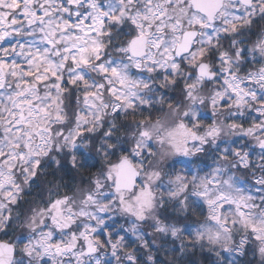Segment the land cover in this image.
Masks as SVG:
<instances>
[{"label":"snow or ice","instance_id":"obj_1","mask_svg":"<svg viewBox=\"0 0 264 264\" xmlns=\"http://www.w3.org/2000/svg\"><path fill=\"white\" fill-rule=\"evenodd\" d=\"M0 264H264V0H0Z\"/></svg>","mask_w":264,"mask_h":264}]
</instances>
